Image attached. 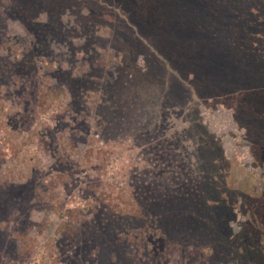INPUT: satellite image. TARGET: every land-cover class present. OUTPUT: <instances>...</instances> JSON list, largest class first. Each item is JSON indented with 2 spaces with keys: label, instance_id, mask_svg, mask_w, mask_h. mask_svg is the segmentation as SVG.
<instances>
[{
  "label": "trees",
  "instance_id": "1",
  "mask_svg": "<svg viewBox=\"0 0 264 264\" xmlns=\"http://www.w3.org/2000/svg\"><path fill=\"white\" fill-rule=\"evenodd\" d=\"M101 1L0 0V35L5 22L15 17L24 22L26 32L41 42L48 37L76 36L77 28L68 29L60 22L46 23L38 19L43 14L62 16L66 11H75L73 16L80 20L78 23L94 34L99 32L98 26H111L112 42L116 46L111 48L119 61L117 75L112 74L116 66L110 67L100 58L92 57L85 62L84 68H87L82 77L70 75L69 83L59 81L55 85L50 80L36 83L33 87L42 86L44 101L60 95L66 83L70 90L67 99L70 120L74 121L81 108L94 100L101 109L96 112L101 134L111 138L128 126L143 125L148 131L155 126V120L141 114L144 109L140 102L146 100L153 104V80L157 77L153 72V58L160 73L163 72L160 79L166 76L170 81L168 86L163 84L164 90L158 96L161 103L172 96L182 97L181 84L175 77L164 75L167 66L153 56V50L163 58L172 52L177 63L190 67L197 83L207 89L218 85L225 90L232 83L231 67L239 68L243 75L238 80L235 77L233 85L245 83L246 89L229 94L221 90L225 98L222 103L229 106L240 97L241 109H236V116L259 134L260 151L255 157L264 175V0ZM33 18L39 22H30ZM97 40L80 47L85 49L74 45V51L90 50L95 43L103 42ZM144 53L149 57L146 69L137 59ZM165 60L173 68L170 59ZM12 78L10 73L8 86ZM38 94L36 90L34 97H30L32 102H36ZM195 96L205 99L198 93ZM193 114L190 128L200 127L195 137L199 140L195 145L199 150L188 152L183 138L195 133L185 135V131L173 134L168 142L170 154L161 155L177 158L179 152L180 173L174 170L141 172L127 188L98 196L92 191L91 176L86 177L85 182L89 183L86 205L74 213H66L67 216L58 213L69 219L56 232L53 264H146L147 257L153 259L154 251L156 259L163 257L168 261H149V264H170V260L181 258L185 261L177 264H264V182L258 187L257 177L252 173L228 168L230 164L225 162L218 138L208 130L199 114L197 117L196 109ZM45 140L48 142L45 141L44 148L50 152L54 148L53 139ZM255 146L256 143L253 151L257 150ZM55 152L60 153L59 149ZM187 156L198 160L196 169L185 166ZM62 157L68 159L65 155ZM68 162L72 171L76 165ZM62 168L61 163L54 164V178L66 174ZM39 175L40 182L31 177L19 185L4 182L2 186L7 187L0 188L4 193L0 213L7 212L14 221V234H23L33 226L39 228L44 224L42 219L39 223L33 221V209L42 212L56 208L62 212L63 202L55 196L42 201L36 197L38 190L49 192L53 183L64 187L69 183L52 181L48 173L39 172ZM150 175L161 179L152 181ZM68 179L65 177L62 182ZM25 198L24 204L21 200ZM69 249H74V254H69Z\"/></svg>",
  "mask_w": 264,
  "mask_h": 264
},
{
  "label": "rangeland",
  "instance_id": "2",
  "mask_svg": "<svg viewBox=\"0 0 264 264\" xmlns=\"http://www.w3.org/2000/svg\"><path fill=\"white\" fill-rule=\"evenodd\" d=\"M98 1L103 3L101 0ZM74 12L66 11L62 16L43 14L38 19L46 23L57 21L68 29L77 28L76 36L62 35L56 39L48 37L41 42L26 32L22 24L24 22L18 18L16 20L15 17L5 22V29L0 35V188L7 187L2 186L5 185L4 182L19 185L31 177L37 178L40 182L39 172L48 173L52 181L69 183L68 187L53 183L52 187H49V192L40 193L38 190L37 200L42 201L55 196L63 202L62 212H58L56 208L42 212L33 209L31 215L33 221L38 223L41 219L44 221L39 228L33 226L26 233L14 234V221L9 218L7 212L0 213V264H53L56 232L69 219L65 216L61 217L58 213L67 216L68 213H74L79 207L86 205L89 200L87 197L89 183L85 182L86 177L91 176L90 184L95 185V187L92 185V191L98 196L112 190L118 191L119 188H127L141 172H147L146 174L160 170L179 172L182 159L179 152L176 154L177 158L161 155L165 152L170 154L168 142L173 134L185 131V135L195 133L194 136L183 138L187 142L188 152L199 150L195 146L199 140H195V137L199 135L200 127L190 128L193 125L195 109L197 117L199 114V118L203 119L208 130L218 138L225 162L230 164L228 168L252 173L257 177L255 184L258 187L263 186V170L257 164L258 160L255 157L260 151L259 134L248 124L244 123V128L241 118L236 116L238 114L236 109H241L240 97L235 98L236 100L229 106L222 103L225 98L221 90L229 94L237 89H246L245 83L237 87L233 85L234 78L238 80L243 75V71L239 68L234 70L230 66L232 83L227 85L225 90L217 87L218 85L207 89L197 83V76L190 67H183L177 63L172 52L170 56L166 53L167 58H163L158 57L153 50V56L162 59L167 66L164 75L175 77L181 84L182 97L172 96L164 104L161 103L158 96L160 97L161 91L164 90L163 84L168 86L170 81L166 76L160 79L163 72L160 73L153 58V72L157 75L153 80V104L150 105L146 100L140 102L144 109L141 114L149 120L151 118L155 120L153 121L155 126L151 131L145 130L146 127L143 125L128 126L129 128L118 136L115 134L111 138L103 137L101 134V124L96 120V112L101 109L96 106L94 100L83 106L81 111L78 110V116L74 121L70 120L72 114L67 105L70 90L65 86L66 83L62 86L60 95L44 101L42 86L39 85L37 89L33 87L36 83L42 84L50 80L55 85L60 82L69 83L70 75L82 77L84 69L87 68H84L85 62L87 63L92 57L100 58L110 67L116 66L112 74L114 77L117 75L119 61L118 58H114L115 52L111 48L115 46L112 42L111 26H105L107 24L103 27L98 26L100 30L94 34L95 32L78 23L80 20L73 16ZM30 22L39 21L33 18ZM97 39L103 42L95 43L90 50L74 51V45L80 48L83 44ZM137 59L144 69L148 67L147 54L144 53ZM165 59H170L174 69ZM262 60L264 61V58ZM251 64L253 68V62ZM262 66L264 68V65ZM95 72L100 73L98 70ZM10 73L14 78L8 86L6 82H8L7 78H10ZM159 84L162 86L160 87ZM36 90L39 94L36 96V102H32L30 97H34ZM195 93L201 97L205 96V99L196 98ZM233 96L235 97V93ZM28 102L30 104L27 106ZM145 103L148 104L144 105ZM143 121L144 119L141 120ZM47 137L53 139L51 145H54V148L50 152L44 148L45 141L48 142L45 140ZM165 140L167 144H164ZM254 143H256V151H253ZM56 149H59L60 153H56ZM62 155L67 156L68 159H63ZM68 161L76 165L72 171L68 167L70 165ZM197 161L194 157L187 156L184 164L189 169H196ZM55 163H61L62 170H66L64 176L54 178ZM65 177L69 178L68 181L62 182ZM149 177L155 182L161 179V177L156 179L152 175ZM98 178L100 181L96 182L94 179ZM3 194L0 192V200ZM21 201L25 204L27 200L25 198ZM74 251L69 249L68 253L74 254ZM159 253L164 254L165 251ZM155 255L154 251L153 259L147 257L146 264H149V261H168L162 259L163 257L158 260ZM170 261V264H177L178 261L185 260L181 258Z\"/></svg>",
  "mask_w": 264,
  "mask_h": 264
}]
</instances>
